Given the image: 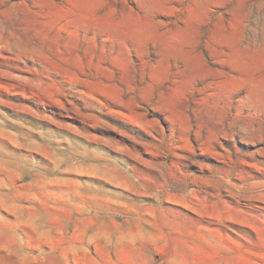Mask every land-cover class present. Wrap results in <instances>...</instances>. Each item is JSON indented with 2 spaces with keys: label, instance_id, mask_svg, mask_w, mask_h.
<instances>
[{
  "label": "clouds",
  "instance_id": "obj_1",
  "mask_svg": "<svg viewBox=\"0 0 264 264\" xmlns=\"http://www.w3.org/2000/svg\"><path fill=\"white\" fill-rule=\"evenodd\" d=\"M0 264H264V0H0Z\"/></svg>",
  "mask_w": 264,
  "mask_h": 264
}]
</instances>
